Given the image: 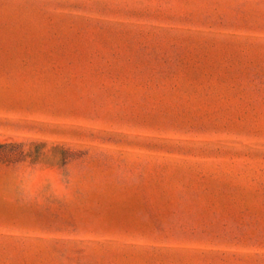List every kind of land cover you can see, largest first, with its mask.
Segmentation results:
<instances>
[{
  "label": "rangeland",
  "instance_id": "rangeland-1",
  "mask_svg": "<svg viewBox=\"0 0 264 264\" xmlns=\"http://www.w3.org/2000/svg\"><path fill=\"white\" fill-rule=\"evenodd\" d=\"M0 264H264V0H0Z\"/></svg>",
  "mask_w": 264,
  "mask_h": 264
}]
</instances>
